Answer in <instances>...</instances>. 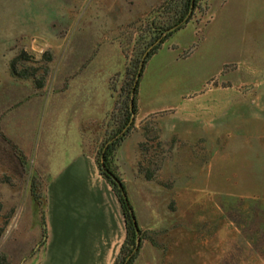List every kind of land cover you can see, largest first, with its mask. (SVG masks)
I'll use <instances>...</instances> for the list:
<instances>
[{"label": "rangeland", "instance_id": "1", "mask_svg": "<svg viewBox=\"0 0 264 264\" xmlns=\"http://www.w3.org/2000/svg\"><path fill=\"white\" fill-rule=\"evenodd\" d=\"M164 1L0 0V264L44 245L42 125L86 111L97 164ZM200 6L146 63L113 160L142 232L134 264H264V0Z\"/></svg>", "mask_w": 264, "mask_h": 264}, {"label": "crops", "instance_id": "2", "mask_svg": "<svg viewBox=\"0 0 264 264\" xmlns=\"http://www.w3.org/2000/svg\"><path fill=\"white\" fill-rule=\"evenodd\" d=\"M85 113L79 110L68 122L49 115L43 136L36 139L34 156L46 166L48 182L46 239L32 264H114L125 240L119 203L82 144Z\"/></svg>", "mask_w": 264, "mask_h": 264}, {"label": "trees", "instance_id": "3", "mask_svg": "<svg viewBox=\"0 0 264 264\" xmlns=\"http://www.w3.org/2000/svg\"><path fill=\"white\" fill-rule=\"evenodd\" d=\"M202 0H165L162 9L166 11L165 21L155 28L158 30L156 36L151 40L157 42L149 47L143 58L134 65L135 81L131 90L126 92L125 102L120 114V126L114 137H109L101 146L97 166L100 176L111 187L115 195L123 217L125 227V240L120 248L114 264H134L142 246V232L137 224L136 217L130 201L127 197L125 186L113 168V160L120 145L129 135L132 129V121L137 113V97L139 82L144 67L148 60L174 33L184 29L193 19L195 12L201 9ZM172 15V16H171ZM32 184L31 192L34 191ZM42 238L46 239V225L42 223ZM45 243V241H44ZM43 243V244H44ZM42 244V245H43Z\"/></svg>", "mask_w": 264, "mask_h": 264}]
</instances>
